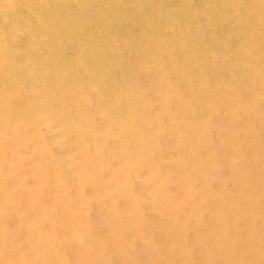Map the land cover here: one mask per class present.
I'll use <instances>...</instances> for the list:
<instances>
[{"label":"bare ground","instance_id":"6f19581e","mask_svg":"<svg viewBox=\"0 0 264 264\" xmlns=\"http://www.w3.org/2000/svg\"><path fill=\"white\" fill-rule=\"evenodd\" d=\"M0 264H264V0H0Z\"/></svg>","mask_w":264,"mask_h":264},{"label":"rangeland","instance_id":"374dc122","mask_svg":"<svg viewBox=\"0 0 264 264\" xmlns=\"http://www.w3.org/2000/svg\"><path fill=\"white\" fill-rule=\"evenodd\" d=\"M132 185L135 186L136 185V182H134ZM6 216H8V215H6Z\"/></svg>","mask_w":264,"mask_h":264}]
</instances>
